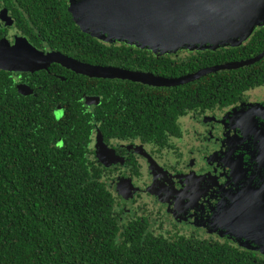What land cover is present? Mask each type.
<instances>
[{
    "label": "flooded vegetation",
    "instance_id": "obj_1",
    "mask_svg": "<svg viewBox=\"0 0 264 264\" xmlns=\"http://www.w3.org/2000/svg\"><path fill=\"white\" fill-rule=\"evenodd\" d=\"M70 3L0 0V49L34 48L43 54L72 58L69 52L78 55L85 49L79 42L78 48L69 44L72 37L67 41L75 33L74 27L81 41H96L91 50L99 58L112 56L111 50L133 53L140 49L82 32L69 11ZM253 33L240 46H245ZM229 48L236 47L180 51L185 57L178 52H147L176 60ZM0 80L3 96H49L56 122L66 111L90 117L89 160L103 167L117 209L125 216L140 218L149 229L176 233L187 241L226 244L264 256V85L215 103L210 102L211 96L206 97L180 113L178 101L173 109L163 102L170 94L148 95L140 88L176 87L90 78L58 63L37 71L0 70ZM116 80L129 84L122 85L126 92L105 83ZM68 106L71 109H66ZM165 108L168 111L161 115L166 117L155 128L150 127L149 112V117H154ZM105 118H109L110 132L104 135ZM152 130L158 131V142L144 138Z\"/></svg>",
    "mask_w": 264,
    "mask_h": 264
},
{
    "label": "trees",
    "instance_id": "obj_2",
    "mask_svg": "<svg viewBox=\"0 0 264 264\" xmlns=\"http://www.w3.org/2000/svg\"><path fill=\"white\" fill-rule=\"evenodd\" d=\"M73 29L67 41L72 37L69 44L78 48L79 42L85 49L78 55L69 52L72 58L165 78L246 60L264 49L263 28L254 31L245 46L205 51L186 59L156 58L141 49L133 53L111 50L112 56L99 58L91 50L96 41H81ZM105 83L126 92L122 86L126 82ZM261 85L264 58L176 88L134 87L140 86L148 95L170 94L163 102L173 109L178 101L182 113L206 97L215 103ZM51 103L49 96H3L0 80V264H264V256L226 244L187 241L176 233L149 229L140 218L125 216L117 209L103 167L89 160L90 117L66 111L56 122ZM167 111L149 117L150 111V127L159 125L166 117L161 114ZM102 125V133L109 134V118ZM158 135L152 130L144 138L158 142Z\"/></svg>",
    "mask_w": 264,
    "mask_h": 264
},
{
    "label": "water",
    "instance_id": "obj_3",
    "mask_svg": "<svg viewBox=\"0 0 264 264\" xmlns=\"http://www.w3.org/2000/svg\"><path fill=\"white\" fill-rule=\"evenodd\" d=\"M70 13L81 30L106 42H123L160 52V41L180 39V48L192 38H216L228 32L262 26L264 0H70ZM244 41V40H241ZM241 43V42H240ZM239 43V44H240ZM238 44V45H239ZM187 46V47H186ZM200 45L197 49H206ZM264 58V51L244 61L203 68L178 78L85 64L60 53L43 54L34 48L0 49V70L37 71L50 63L90 78L123 79L153 87H178L209 74L237 70ZM248 247V246H244ZM256 249V248H253ZM264 253V252H263Z\"/></svg>",
    "mask_w": 264,
    "mask_h": 264
},
{
    "label": "rangeland",
    "instance_id": "obj_4",
    "mask_svg": "<svg viewBox=\"0 0 264 264\" xmlns=\"http://www.w3.org/2000/svg\"><path fill=\"white\" fill-rule=\"evenodd\" d=\"M261 23H264V16L263 21ZM264 26V25H262ZM256 27H260L259 25ZM255 27V28H256ZM255 28L253 29L252 33L254 32ZM252 29L249 28L247 31L246 29L241 30V32H238V30H234L231 32H228L224 36L216 37V38H192L188 40V46L195 48V49H187V48H180L181 40L178 38H172L167 40H161L160 43L162 48L170 49L168 51L164 49H160V52L165 53H180V51H201L202 49H197L200 47V45H203L204 47H207L204 50H216L222 47H236L240 46L243 42H245L251 34L249 33ZM102 40V39H99ZM244 40V41H241ZM103 41V40H102ZM241 42V43H240ZM240 43V44H239ZM239 44V45H238ZM187 47V46H186ZM203 51V50H202ZM181 57H185L186 54L184 52L180 53ZM263 249H261L262 251Z\"/></svg>",
    "mask_w": 264,
    "mask_h": 264
}]
</instances>
